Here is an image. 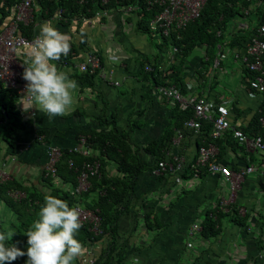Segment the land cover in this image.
Here are the masks:
<instances>
[{"label":"trees","instance_id":"16d2710c","mask_svg":"<svg viewBox=\"0 0 264 264\" xmlns=\"http://www.w3.org/2000/svg\"><path fill=\"white\" fill-rule=\"evenodd\" d=\"M15 0H8V4L1 8L0 14V26L8 23L13 18L15 8L13 7ZM54 0V1H42L39 3V10L36 12L37 20L43 21L49 20L53 22L56 13L59 10H65L66 14L64 19L66 21H57L58 24H64L66 26L72 24V17H94L97 10L107 9L113 13H125L129 7H139L138 11H135L133 15L136 17H129L122 23H133V31L138 36H148L151 39L152 45L162 51L163 53L155 55L152 60L146 57L138 58V62L141 66V71L135 75H132L134 80L141 81V77L146 78V81L154 86L173 84L179 87L183 93H187L186 71L191 67L187 65L190 55L197 49L206 47V54L208 60L204 61L205 65H212L216 58L219 57V51H222L228 42L229 48L240 49L246 52L247 45L252 41L253 37L258 33V29L264 24V0H207V5L203 11L202 16L191 22L186 29L181 31H172L169 36L163 34L162 31H153L150 27V23L156 14L160 12L158 6L153 7L150 10V5L147 0H110L107 5H103V0ZM258 4L257 17L251 14H245L253 4ZM152 8V6H151ZM117 15V14H116ZM249 19L250 28L248 30H241L238 33H232L233 35L228 37L233 27L234 22L239 18ZM42 18V19H41ZM43 20V21H42ZM105 20V19H104ZM66 22V23H65ZM120 23V22H119ZM42 24V25H43ZM35 25H21V32L23 35L33 37L35 33ZM132 32V31H131ZM222 32V36L218 33ZM80 33V32H79ZM228 34V35H227ZM228 37V40L227 39ZM147 38V37H146ZM88 37L85 35L80 39L79 47H72V53L82 52V54L90 55V48L88 43ZM226 42V43H225ZM176 50V51H175ZM71 53V54H72ZM97 55V54H95ZM100 56V55H99ZM76 59L75 55L61 56L57 61H53L55 64L62 65L63 62L67 63L70 67H74L72 62ZM163 60V63L161 62ZM169 64L167 67H163L165 62ZM29 64V63H28ZM27 66V65H26ZM153 67L152 71H147V67ZM204 71V70H203ZM197 71L200 80H205L207 72ZM74 75V79L83 85H89V87H98L99 72L96 74L80 73L78 70L71 71ZM247 81L252 89L251 82L255 80L257 74L246 68ZM27 103L17 90L5 86L0 83V155L2 158L7 159L8 156H15L17 149L24 142L25 133L30 127L34 131V140L43 138L44 145L47 148L49 146L58 147L62 150V158L58 165V177L53 178L45 175L43 177L44 184L48 185V189L51 191V197L60 198L69 203L70 207L82 206L85 209H89L95 212L101 219L99 226V233L92 231L94 225L84 224L83 228L79 231L76 239L80 242L82 248L89 247L98 249L93 254L92 263H86V255L84 259H81V264H123L124 253L129 242L128 239L124 243L121 240V221L125 219H131L134 216L136 219V225L133 230L140 229V218L145 213V222L148 232H154L160 235L168 226H165L163 221L157 216L153 215L154 211H151L150 197H145L144 200L139 193V187H141V180L143 177H150L154 168L157 167L160 161L165 158V150L169 148L174 137L181 130H185V123L194 118L193 108H186L180 104L172 106L170 120L165 123L162 128L160 137L155 140L148 141L146 147L137 145V141L134 138V134L137 130L143 131L146 127L151 126L152 119L148 120L146 115V109L137 111L136 114L130 113L129 120L125 128L119 125V114L113 113L108 115L109 106L106 103L105 108H101L100 112L95 116L93 120H97L99 126L91 127L87 130H81L78 133V137L75 138V148L81 147L80 139L85 137L87 139L88 146L94 151V154L87 158L79 152H73L70 147H63L59 142L60 140H54L56 137L64 136V133H58L57 128L46 122L45 117L39 119L41 116L38 113L25 114L24 108H21V103ZM27 105H32L27 103ZM85 112L78 109L76 115ZM233 113L239 114L240 111L234 107ZM82 117V116H81ZM85 118V116L83 115ZM87 117V116H86ZM68 117H65V119ZM93 118V117H92ZM264 101L260 105L259 109L255 112L251 121L247 126L238 127L249 137L264 138ZM51 123V122H50ZM153 123V122H152ZM160 125V124H159ZM213 124L203 123L201 133L194 137H188L183 141V148L191 146V142H196V145L204 146L213 142L211 133L213 131ZM191 138L193 140H191ZM192 142V143H193ZM220 147L221 155L220 161L224 164H228L232 169L237 170V165L230 161H224V156L229 154V151L235 153L244 149L239 145L234 138L232 132H227L223 138L215 141ZM42 146V149H43ZM7 150V151H6ZM10 153H9V152ZM6 152V153H5ZM15 152L16 154H12ZM245 152V151H244ZM17 156V155H16ZM151 156V160L146 158ZM253 156V155H251ZM49 159V158H48ZM74 165L71 166L70 162ZM99 162L101 169L99 175L91 177V188L88 192L79 197H73L72 191L78 185V179L81 172L84 170L86 163ZM251 161L254 159L252 157ZM252 164L250 160L247 165ZM195 170H192L191 166L182 174V178L185 180L193 178ZM152 176V175H151ZM205 172L200 176V179L208 177ZM156 177V176H155ZM61 179L64 183L72 185V191L68 192L57 184L56 180ZM156 180L161 184L171 185L173 182L171 179L165 177H156ZM222 179V177H221ZM223 180V179H222ZM262 189L264 190V180L261 182ZM13 190H21L27 194V198L22 201H16L10 196V192ZM154 191H152L153 193ZM183 192H186L183 190ZM163 194V192H160ZM187 193V192H186ZM6 195V196H4ZM47 194L34 191H26L23 185L16 181H6L0 183V198L6 199V204L15 212L17 220L11 225L13 229L17 231V236L12 240V243L17 245L20 249L25 246H29L27 243L28 237H24L27 231L31 228L33 223L39 219V212L42 205L45 202ZM187 195V194H184ZM4 201V200H3ZM221 202V201H220ZM213 207L209 206V210L205 211L204 216L195 217L193 222L200 221L203 230L197 235L201 237L202 242L211 241L216 239L223 232L222 222L224 218H229L230 222L241 228H247L250 224L251 213L242 215L240 212L241 207L238 203L231 204L225 212L221 209V204ZM253 212V211H252ZM216 218V219H215ZM192 222V224H193ZM191 228V227H190ZM4 227L0 225V230ZM6 231V230H3ZM135 231V232H136ZM259 238L256 240L260 250L264 252V226H262V232H259ZM196 236V235H195ZM194 236V237H195ZM194 250V248H189ZM206 250L203 252L205 253ZM27 256L18 258L13 264H26ZM194 261L188 264H199L200 258H194ZM203 261V260H202ZM205 264H213L211 261H207Z\"/></svg>","mask_w":264,"mask_h":264},{"label":"crops","instance_id":"0c3cea01","mask_svg":"<svg viewBox=\"0 0 264 264\" xmlns=\"http://www.w3.org/2000/svg\"><path fill=\"white\" fill-rule=\"evenodd\" d=\"M257 11L258 4L256 3L255 5L253 4L248 10H246L245 14L248 15L253 13L257 17ZM116 14L117 15L114 18L105 19L92 25L72 23L66 26L64 24H58L55 20H53L52 22L61 33H64L69 37L71 47L78 48L80 39L87 35L89 39L88 43H90V53L101 55L102 57L105 72L103 71V77L99 75V78L101 80H107L109 84L108 85L106 83L98 81V87H89V85H83L77 82L78 88L74 91L73 104L67 110L66 114L63 116H57L55 118H48L47 116H44L46 122H48L51 127L54 126L55 128H57L58 133H64V136H62V140H60L59 142L63 147L65 146L73 149L75 147L74 143L76 142L75 138L78 137L77 135L79 132H81V130H87L91 127H97V125L99 126L98 121L93 119L100 112L102 107L105 108L106 103L109 106L108 113L110 112L112 114L118 113L122 110L123 114L130 115V113L132 112L136 114L137 111L146 109L148 120H154L153 122L155 123V125L146 127L142 131L143 135L140 137V139L137 140L135 138V140L137 141V145L141 147H146L148 145V141L150 140L158 139L162 132V128L165 126V123L170 120L172 107L168 104V102L164 99V97L158 90V88L162 85L154 86L153 84L148 83L150 86V90L146 92V78L142 76L140 78L141 81H138L136 79L134 80V78L132 77V75H135L141 71V66L137 59L143 56L146 58L148 57L143 52V50H141V48L134 47V42L137 39L140 41V36L136 35V33L133 31V23L130 24L125 22L121 24L122 20L125 21L129 18L126 16V12ZM130 17H133V15H130ZM239 19L234 22L233 27H231V32L229 33V35L227 34L228 37L232 36L233 32L238 33L241 30L247 31L248 28H250L249 19L247 17ZM40 27L38 28L39 31ZM221 33L222 32H219L218 35L222 36ZM228 37L226 39L227 41H229ZM250 43L247 45L246 52H243L238 48L231 50L227 42L224 49L222 51H219V57L216 58L215 62L212 63V65H205L203 64L204 61L202 60L204 58H197L198 64H196L194 68L190 69L192 73L191 78H193L190 79V83L188 82L189 73H187L186 71V84L193 86L195 94L197 92L198 95L206 97L209 100L215 101L216 103L223 102L227 98H230L232 100L231 120L232 123L237 127L247 126L254 116L255 112L259 109L260 105L263 102L262 96L258 95L255 90L251 89V87H248L250 85L247 81L248 78H246V60L249 59L248 46L250 45ZM206 47L207 46L203 47L206 58L205 61L209 59L206 54ZM106 50L112 52L114 51V54L112 55L117 56L120 60L116 59L117 61H115L112 57L104 59L103 54L108 53L105 52ZM160 53L163 52L159 51V53L157 54ZM221 54H227L228 57L226 61H223L219 66H217V62L218 60H220ZM32 55L33 51L29 50L21 53L19 55V59L26 66L28 65ZM74 55L76 59H74L72 62L77 64L78 62H82L83 60H85V57L88 54H82V52H80V54H78L77 52L76 54L75 52ZM155 55H153V58L155 57ZM107 62H109L111 69L107 66ZM161 62L163 63V60ZM52 63L55 64L53 61ZM63 64L59 65L58 63H56L55 65L59 70L68 73L71 79H74V75L73 73H71V71L72 69L75 70L76 66L72 69H65ZM164 66L167 67L169 66V64H165L164 62L163 67ZM202 66H204L203 69H201ZM215 68H219V70H215ZM204 69L208 71L207 77L211 79L210 83L205 80H200V76L197 71L201 72ZM111 71H114V76L117 74V77L126 80L124 84L125 86H127L123 87L125 91H121L123 97L119 101V108H117L116 110H110L108 92L109 90L107 89L117 87L113 83H111V78H109V73L111 77ZM218 72L220 74L219 78L223 76L225 77L226 75H232L233 78H237L241 82L239 84L238 90L234 92L230 90L231 88L229 89L226 85H223L220 82L221 80L219 81L217 75ZM25 85L27 86L26 81ZM119 87H122L121 83ZM241 91L245 93L246 97L240 98L239 94ZM206 93H208V95H206ZM27 106L28 109H24L25 114H30V112H32L33 110L38 113V110L36 108L31 109L32 105ZM134 106L138 108L137 111L133 110ZM234 107H236L240 111L239 114L233 113ZM21 108L23 109L24 107L21 106ZM78 109L85 112V114L80 113L77 116L75 113ZM39 112L41 113V111ZM83 115L85 116V118L83 117ZM65 117L68 118L65 119ZM262 123L264 125V120H262ZM120 127L125 128V125H121ZM25 136V141L22 142V145L16 151L17 154L15 152L12 153L16 154L17 156L10 155L7 159L2 158V160H0V171L3 169L5 164L6 170L11 176V179L8 181L14 180L17 183H20L24 186L26 191H36V193H45L47 194L46 196H50L52 193L48 189V185L44 184L42 180L45 175V168L48 161L46 147L43 146L42 143L38 141V139L37 142H35L36 140L33 141L34 137L29 138L27 135ZM190 142L192 146L193 141ZM190 150L194 153L195 148H192ZM252 157L254 159L253 162L251 161ZM146 159L151 160L152 158L151 156H149ZM223 159L224 161H230L233 164L238 165V167L248 166L247 163L249 160L250 163L257 166V174L247 178L243 189L239 192V197L237 200L239 207H246L249 210V213H251V215L253 216L249 221L250 225L247 228H241L236 225V228L229 230V228H224L222 222L223 232L216 239L202 242L203 239L201 240L200 236L197 237L196 235L195 237H190L189 233L191 230L190 227L192 225V222L194 221L193 219L195 217H201L202 219V216L206 214L204 212L210 209L209 206L212 205L213 207H215L223 197H228V184H226L221 178L217 176H208L198 180H196L194 177L187 179L183 188H178L174 184H168L165 186V184L163 185L160 181L156 180V177L151 172L152 176L150 175V177H148L147 175L144 177V180L142 179L145 185V189L142 186L139 187V193L141 197L143 198V200L147 196L150 197L151 200L149 201H152L150 203V209L151 211H154L153 209H155L154 213L152 214L159 217L163 221L164 225L169 227L165 230L166 232L178 228V226L174 224L175 220L180 223L182 222L179 218V213L175 214L173 212V204H175L176 201H183L182 204L183 206H185L184 202L187 203V207L181 206V209L187 212L185 213L186 217L191 220V223L187 233H185V231H182L183 233H185V235L183 236L182 246L183 249H185L188 248L189 244H193V254L195 256L193 258L191 257L188 261H181L182 255L180 254L182 253V251L180 250L181 253L179 254V258L176 260H170L168 255L161 254V248L165 246L164 243L162 245H159L158 248L156 245L149 248L147 245L152 244L153 236L159 234L158 232H148L145 222L146 216L145 213H143L140 218L141 228L137 231L133 230L134 226L137 223L135 222L136 219L134 218V216H131V219L127 218L123 222L121 221L122 233L120 241L124 243L125 241H127L126 239L129 240L127 247L124 250L125 253L123 264H185L187 262L192 263L194 261V258H200V264H205L207 261H211L213 264H246L249 260L251 261L250 264H259V262L260 264H264V252L259 249L257 245L259 240H256L257 238H259V232H262V226H264V200L262 201L261 195V192H264L261 185V182L264 180V172H262L264 170L263 155H253L249 157L246 152L240 149L236 153L232 150L229 151V154H226ZM55 183L56 185L58 184L60 188L68 192H71L73 190L72 186H70L71 184L64 183L61 179L56 180ZM183 190H185L188 194V196H186L185 198H181L180 196L181 191ZM152 191L154 192L152 193ZM160 192H163V194H161ZM195 192L196 194L198 193L201 198L199 199V202L201 203L199 206H196V202L190 197V194ZM0 201L1 203L4 202L1 198ZM1 205L0 207H3ZM7 208L11 213L15 214V212H13V210H11L8 205ZM161 211L163 213H161ZM225 212H228V209L225 210ZM225 219H228L230 221L229 218H224L223 221ZM15 220H17L16 214L15 219L14 221H12L11 225L14 224ZM196 222L200 223V221H195L193 223ZM1 224L4 227L0 219V225ZM180 226H183V222L182 224H180ZM10 229L15 231V235L13 237L14 239L18 233L15 229L12 228V226L10 227ZM3 230L6 229L4 228ZM165 231L159 233H161L162 235V233H164ZM161 235H159L158 237H160ZM24 237H26V235H24ZM189 237L191 239L198 238L199 243L197 244L190 241ZM245 242H247V245L249 247L248 251L242 249V246ZM28 247L29 246H23L21 250L26 252ZM197 247H200L201 249H203V251L206 250L205 253L196 250ZM97 249L98 246L95 248H91V250H93V254ZM145 249H152L153 253H149ZM88 250H90L89 247L82 248V252L76 259L74 264H81V259H84ZM173 250L174 251L171 253L175 254L176 247H174ZM143 251L147 253L143 254Z\"/></svg>","mask_w":264,"mask_h":264},{"label":"built area","instance_id":"2783aa9c","mask_svg":"<svg viewBox=\"0 0 264 264\" xmlns=\"http://www.w3.org/2000/svg\"><path fill=\"white\" fill-rule=\"evenodd\" d=\"M42 1L54 0H15L13 5L15 8L13 18L5 25L0 26V83L17 90L23 98H25L27 94V86L23 79L25 65L20 61L19 55L29 50L34 52V41L39 35L38 28L42 25L41 20H37L36 12H38L39 3ZM109 1L110 0H103V5H107ZM147 2L150 5V10L155 6L161 9L152 19L150 23L151 29L155 32L162 31L166 36H169L174 30L181 31L186 29L191 22L202 16L207 5V0H147ZM7 4L8 0H0V14L1 8ZM138 8L139 7L127 8L126 16L130 17L135 11H138ZM65 14V10H59L53 20L61 22L66 21V19H64ZM115 16L116 13L112 11L99 9L94 17H72L70 20L71 23L92 25L104 19L114 18ZM133 17H136V15H133ZM43 22L50 21L47 20ZM33 24L36 27L34 36L30 38L23 35L21 32V25L29 26ZM71 53L72 47L68 55L73 54ZM248 56L249 59L246 60L247 68L257 74L255 80L251 83L252 89L255 90L258 95H261L264 101V24L258 29V33L253 37L248 46ZM227 57V54H221L217 66L223 61H226ZM63 66L65 69H72L67 63H64ZM75 66L80 73L90 72L96 74V72H99V75L103 77V71L105 72L102 57L95 54L88 55L85 60L78 62ZM146 70L152 71L153 67L148 66ZM113 77L114 71H111V83L119 87L120 82L114 81ZM187 86V93H183L179 87L171 84L162 85L158 88L159 92L171 107L180 104L186 108H193L195 116L185 123V130L179 131L174 137L169 148L165 150V158L159 162L152 173L156 177L171 179L173 184L178 188H183L185 186L186 180L182 178V174H184L190 166L192 170H195L193 173L196 180L200 179V176L204 172L209 176L222 177L223 181L228 184L229 193L228 197L225 196L222 198L221 209L227 210L231 204L237 202L239 192L243 189L247 178L257 174V166L249 164L248 166L238 167L237 165V170L232 169L230 165L220 161L221 151L215 141L223 138L225 133L232 132L234 138L249 157L251 155H263L264 159V138L262 136L249 137L244 131L232 123V100L230 98L225 99L223 102L216 103L206 97L195 94L192 85ZM24 100L30 103L27 99ZM32 112L35 114V110ZM206 122L214 126L211 133L213 142L204 146L196 145V142H193L192 146L183 148V141L187 140L190 136L194 137L195 135H199L203 123ZM191 140L193 139L191 138ZM38 141L43 145L45 143L43 138H39ZM80 142L81 147L73 148L72 151L79 152L83 156L90 158L94 154V151L88 146L87 139L82 136ZM192 148H195L194 153L190 150ZM47 155L49 159L45 168L46 175L56 178L58 177V165L63 156L62 150L58 147L49 146L47 148ZM70 164L71 166L74 165L72 161ZM100 167L101 165L97 161L93 164L90 162L85 164L84 170L81 172L78 179V185L74 191H72L73 197H79L89 191L91 188V177L99 175ZM262 172H264V170ZM10 179L11 176L7 172L6 165L4 164L3 169L0 171V183H4ZM10 196L16 201H22L27 198V194L21 190L11 191ZM77 208L80 211L81 223L83 225H94L92 231L99 233L101 219L98 215L80 205H78ZM240 212L242 215H246V213H249V210L246 207H242ZM190 229L189 236L194 237L202 232L203 227L201 223L196 222L191 225ZM188 247L193 248V244H189ZM92 257L93 250H88L85 262L92 263Z\"/></svg>","mask_w":264,"mask_h":264},{"label":"clouds","instance_id":"9594fccd","mask_svg":"<svg viewBox=\"0 0 264 264\" xmlns=\"http://www.w3.org/2000/svg\"><path fill=\"white\" fill-rule=\"evenodd\" d=\"M70 51L66 34L61 33L52 22L41 25L34 41L33 55L23 73L27 82L24 99L32 104L31 109L36 108L50 118L66 114L78 88L77 81L52 63L62 55L69 56ZM75 65L70 67L75 68ZM82 228L77 207H70L67 201L60 198L46 197L39 219L27 231L29 247L26 252L12 243L14 230H0V264H13L25 256L28 258L26 264H74L82 252V246L76 239Z\"/></svg>","mask_w":264,"mask_h":264},{"label":"rangeland","instance_id":"374dc122","mask_svg":"<svg viewBox=\"0 0 264 264\" xmlns=\"http://www.w3.org/2000/svg\"><path fill=\"white\" fill-rule=\"evenodd\" d=\"M87 27H89V26H87ZM139 38H140V41L137 39L134 42V47L141 48V50H143V52L147 55V57L150 60H152L153 59V55L159 53L158 49H156L152 45L151 39L148 36H140ZM203 50H204L203 48L202 49L195 50L190 55L191 58L188 59V61H187L188 62L187 65L188 66H191V67L187 68L188 69L187 70V73H189V76H188V82L189 83H190V79H193V78H191L192 73H191V70L190 69L194 68L196 66V64H198L197 63V61H198L197 58H200V59L204 58V59H202L203 61L206 60V58H205V52ZM105 52H108V53L107 54L106 53L103 54V58L104 59L105 58L107 59L108 57H110V58L112 57V58H114L115 61H117L116 59L120 60L117 56L112 55V54H114V51L112 52V51H109V50L107 51L106 50ZM194 63H195V65H194ZM107 66L111 69V67L109 65V62H107ZM203 68H204V66L201 67V69H203ZM215 70H219V68H215ZM205 71H206V69H204V71H203L204 74H205ZM217 75H218V78H219V75H220L219 72H218ZM109 78H110V73H109ZM113 80L114 81L119 80L120 83L122 84V87L107 88L109 90L108 92H109L110 110H116L117 108H119V101L123 97V94H121V91H125V89H123V87H127L124 84L126 80H124V79H122L120 77H117V74L113 77ZM186 80H187V78L185 79V82H186ZM207 81L210 83L211 79L210 78H207ZM219 81L223 85H226L227 88H229V89L231 88L230 90H232L234 92H236L238 90L239 84L241 83L237 78H233L232 75H229V76L226 75L225 77L223 76V77L219 78ZM101 82L108 84V81L107 80H103L102 79ZM146 83L147 84H146V89L145 90L147 92L148 90H150V86L148 84L149 83L148 81H146ZM196 94H198V93L196 92ZM206 95H208V93H206ZM239 96H240V98L246 97L245 96V93L242 92V91L240 92ZM23 104L25 105V108L24 109L27 110L28 109L27 104H25L24 102L21 103V106L22 107H24ZM133 110L134 111H137L138 108H136V106H134ZM110 114H112V113L109 112L108 115H110ZM118 114H119L118 120H119L120 126L121 125H123V126L126 125L127 124V120H129L130 115L123 114V111L122 110L119 111ZM40 115L41 116L39 117V119L43 118L44 116H47L42 111H41V114ZM48 118H50V117H48ZM153 121H151V126H154L155 125V123ZM25 134L29 138H33V136H34L33 128L30 127L29 130ZM142 135H143L142 131L137 130L136 133L134 134V138H136L138 140V139H140V137ZM60 139H62V138L61 137H56L54 140H60ZM69 141H71V140H69ZM0 160H2V156L1 155H0ZM142 179L144 180V177ZM143 180H141V186L145 189V185L143 183ZM70 186H72V185H70ZM184 194H187V193L181 191V195H180L181 198H185L186 196H188V194L187 195H184ZM261 195H262V201H263L264 200V197H263L264 196V192L263 191L261 192ZM4 196H6V195H4ZM190 197L196 202V206H199L201 204L199 202L200 201L199 199H201V198H200V196H199L198 193L197 194H196V192L195 193H191L190 194ZM258 198H259V195H258ZM3 200L6 203V200H8V198L3 199ZM4 202L1 203V201H0V203L2 204V205L1 204L0 205L4 207V208L3 207H0V219H1V222L3 223V225H4V228L6 229V231H8L10 229V227H11L12 221H14V219H15V214L10 212V210L7 208V205ZM182 202L183 201H176L175 204H173V209H174L173 212L175 214L179 213V218L183 222V226H180V224H182V222L180 223V222H178V221L175 220L174 224L176 226H178V228H175L174 230H171V231H168V232L165 231L164 233H162V235L160 234L161 235L160 237H158L159 235L153 236L152 244L151 245H147V246L150 248V247H154V245H156L157 248H158L159 245H162L164 243L165 246H163L161 248V254L162 255H168L170 260H174V259L176 260V259L179 258V254L182 251V253L180 254V255H182L181 261H188V260H190L191 257L193 258L195 255L193 254V250H190L188 248L183 249V246H182L183 236L185 235V233H187L188 228H189L190 223H191V220L186 217V214L185 213H187V212L184 211L183 209H181V206L182 207H187V203L184 202L185 203L184 204L185 206H183ZM161 213H163V212L161 211ZM223 226H224L225 229L226 228H229V230H232L233 228H236L235 224L231 223L228 219H225L223 221ZM182 231H185V233H183ZM189 240L192 241V242H194V243H197V244L199 243L198 242V238L191 239L189 237ZM174 247H176V251L175 252L178 253V254H176V253L175 254H172L171 253V252L174 251L173 250ZM242 249H245V250L248 251L249 247L247 245V242L244 243V245L242 246ZM145 250L148 251L149 253H151V252L153 253V250L152 249H145ZM196 250H199V252H203V249H201L200 247H197ZM144 251H143V254L147 253V252H144ZM187 263H185V264H187ZM250 263H251V261L249 260L246 264H250ZM259 264H260V262H259Z\"/></svg>","mask_w":264,"mask_h":264}]
</instances>
